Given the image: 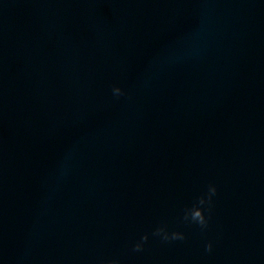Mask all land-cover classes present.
I'll return each instance as SVG.
<instances>
[{"label":"water","instance_id":"95a60500","mask_svg":"<svg viewBox=\"0 0 264 264\" xmlns=\"http://www.w3.org/2000/svg\"><path fill=\"white\" fill-rule=\"evenodd\" d=\"M0 264H264V0H0Z\"/></svg>","mask_w":264,"mask_h":264}]
</instances>
